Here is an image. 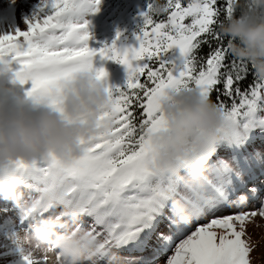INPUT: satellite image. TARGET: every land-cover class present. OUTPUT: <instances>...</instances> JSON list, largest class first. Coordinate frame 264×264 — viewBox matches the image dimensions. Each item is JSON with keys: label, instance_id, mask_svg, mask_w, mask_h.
<instances>
[{"label": "snow or ice", "instance_id": "snow-or-ice-1", "mask_svg": "<svg viewBox=\"0 0 264 264\" xmlns=\"http://www.w3.org/2000/svg\"><path fill=\"white\" fill-rule=\"evenodd\" d=\"M101 3L39 0L21 13L26 29L17 22V0L0 9L10 10L9 23L0 27V87L6 84L34 106L63 114L65 86L90 72L105 82L109 99L98 118L100 131L80 141L78 157L15 162L22 184L18 199L0 196V203L15 209L9 215L0 207V260L64 264L58 250L51 245L42 250L30 236L49 217L70 223L67 209L82 219L65 235L91 236L94 264H155L165 252L171 253L165 264H254L259 242L248 229L264 227L256 219L264 220V183L249 181L264 178V79L254 63L233 55L236 41L221 31L236 17L240 0H148L139 34H133L138 46L118 43L123 36L118 31L111 45L94 49L89 17ZM252 9L247 0L240 15ZM97 56L125 68L123 88L107 84V71L94 67ZM249 75L252 82L241 87ZM169 91L196 95L222 111L218 158L196 185L152 167L156 140L167 131L160 102ZM257 139L259 149L253 147ZM221 150L229 155L219 157ZM240 188L247 195L233 200ZM44 193L57 196L58 206L42 207ZM175 200L187 206L189 219H177L171 208ZM251 200H259V206L245 210L242 205ZM153 239L152 260L119 255L142 253Z\"/></svg>", "mask_w": 264, "mask_h": 264}, {"label": "clouds", "instance_id": "clouds-1", "mask_svg": "<svg viewBox=\"0 0 264 264\" xmlns=\"http://www.w3.org/2000/svg\"><path fill=\"white\" fill-rule=\"evenodd\" d=\"M249 2L252 11L236 16L221 31L236 41L231 49L233 55L254 63L256 75L264 79V0ZM108 103L105 82L90 72L78 74L65 86L63 114L34 106L6 84L0 87V196L16 200L20 195L22 179L15 162L23 160L31 165L49 155L63 160L78 157L80 141L89 140L100 131L98 118ZM160 103L167 131L156 140L152 167L180 177L187 186L199 184L220 140L222 111L196 95L173 91ZM40 199L42 207L58 206L59 198L53 194L44 193ZM171 208L177 219H189V209L181 201H173ZM64 215L70 223L49 217L35 225L31 242L42 250L53 246L64 264H94L96 249L92 237L83 233L70 238L65 235L82 219L80 213L66 209Z\"/></svg>", "mask_w": 264, "mask_h": 264}, {"label": "rangeland", "instance_id": "rangeland-1", "mask_svg": "<svg viewBox=\"0 0 264 264\" xmlns=\"http://www.w3.org/2000/svg\"><path fill=\"white\" fill-rule=\"evenodd\" d=\"M23 1L24 0L17 1L18 7L20 9L27 7V11H30L31 5L23 6ZM9 2L10 0H0V9L6 8ZM30 2L38 3L34 0H30ZM157 2L164 3L165 0H157ZM147 3L148 0H102L99 12L89 17V31L93 37V39L89 41L90 47L99 49L104 44L111 45L113 40H115L118 31L123 33V36L118 43H123L126 46H138L133 34H139V26L142 24L140 14L146 10ZM2 13L4 16H2ZM6 13L7 9L4 12H0V27H2V25L7 26L9 23L8 18H6ZM17 22L22 29H26V26L23 24L21 18L18 19ZM189 22V20L185 21V23ZM205 50L206 48L202 49V51ZM206 54L207 53L204 55ZM94 67L97 69L103 67L107 71V84L109 86L114 88H123L125 86L127 74L122 65L112 61H104L97 56L94 58ZM142 79L144 78L142 77ZM258 206L259 205H254L250 207V209H256ZM167 253L171 254L170 252ZM160 261L161 260L158 261L159 263L155 264H165L164 261Z\"/></svg>", "mask_w": 264, "mask_h": 264}, {"label": "bare ground", "instance_id": "bare-ground-1", "mask_svg": "<svg viewBox=\"0 0 264 264\" xmlns=\"http://www.w3.org/2000/svg\"><path fill=\"white\" fill-rule=\"evenodd\" d=\"M18 1V0H17ZM35 2H39V0H34ZM32 3L34 2H30V0H24L22 2V5L23 6H27V5H31ZM27 11V7H25L24 9H20L18 6H17V12H16V17H17V20L21 18V13ZM8 12H10V10L7 9V13H6V18H8ZM2 16H4V14L2 13ZM2 27H6L5 25H2ZM260 134L257 133V136H259ZM260 140L257 139L255 145L253 147L259 149L260 148ZM251 150V149H249ZM223 153L227 154L226 151L222 150ZM213 162H215V159L213 160ZM257 176H259V170H257ZM255 182L256 184H261V183H264V178H261V179H257L255 181H249V183H253ZM26 193H25V198H26ZM237 195H247V190L244 189V188H240L239 192L236 193V194H233V196L231 197L233 200H235L237 198ZM262 196H264V193L261 194ZM255 204V203H259V200H251L250 202H248L246 205H242V207L245 209V210H248L252 204ZM10 206V210L8 211V214L9 215H14L15 214V209L12 207V205L8 204ZM0 207H8V206H5L4 204L0 203ZM237 209L236 208H233L232 211H236ZM228 209H225V214L227 213ZM257 219V222L260 223L261 225H264V220H260L259 217L256 218ZM193 227H195V225H193ZM249 233L251 234L252 236V239L254 241H258L259 242V247L257 249L256 252H254L252 255L253 257L255 258L254 259V264H261V258L264 257V239H262V237H264V227H261L259 229L257 228H254L252 226H249V229H248ZM157 246V241L156 240H152L151 241V245L150 247L147 249L151 252H149L150 254H147L143 259L144 260H151L153 259V251H152V248L156 247ZM124 253H139V252H132V251H129V250H123L121 252H119V255H123ZM170 255L168 254L167 252L163 253L162 255H160L158 257V261L161 260V261H166V258L167 256ZM123 258H131L133 260H137L138 256L136 257H130L128 255H123L122 256ZM160 261V262H161ZM9 261L6 262V260H0V264H8ZM159 263V262H157Z\"/></svg>", "mask_w": 264, "mask_h": 264}, {"label": "trees", "instance_id": "trees-1", "mask_svg": "<svg viewBox=\"0 0 264 264\" xmlns=\"http://www.w3.org/2000/svg\"><path fill=\"white\" fill-rule=\"evenodd\" d=\"M246 2H247V0H240V3H239V5H238V10H237L236 16H239V15H240V11H239V9L242 8L243 4L246 3ZM204 48H206V50H205V51H202V53H201L202 55H204L205 53L208 52V48H207V46H205ZM252 80H253V76H252V75H249V76L247 77V80L244 82L243 85H241V87H243V86H245V85L251 83ZM219 87H222V85L219 86ZM216 95H217L216 92H213V93H212V99H213V101L216 100Z\"/></svg>", "mask_w": 264, "mask_h": 264}]
</instances>
